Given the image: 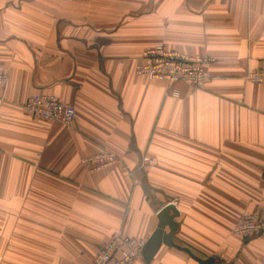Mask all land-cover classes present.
Masks as SVG:
<instances>
[{"label": "crops", "instance_id": "obj_1", "mask_svg": "<svg viewBox=\"0 0 264 264\" xmlns=\"http://www.w3.org/2000/svg\"><path fill=\"white\" fill-rule=\"evenodd\" d=\"M160 44L212 58L207 87L136 76ZM0 69V264H88L115 233L147 240L168 203L174 243L264 264V237L233 235L264 216V83L244 78L264 70V0H0ZM41 94L73 123L24 113ZM104 149L121 162L95 171ZM149 264L198 263L161 245Z\"/></svg>", "mask_w": 264, "mask_h": 264}, {"label": "built area", "instance_id": "obj_2", "mask_svg": "<svg viewBox=\"0 0 264 264\" xmlns=\"http://www.w3.org/2000/svg\"><path fill=\"white\" fill-rule=\"evenodd\" d=\"M213 61L209 57L178 53L160 44L146 48L141 53L134 73L151 82L165 83L170 89L168 94L176 98L179 96V91L171 87L177 83H183L197 91L204 90L213 79L207 69ZM244 78L252 83H264V70L249 71ZM7 83L8 75L0 69V87H5ZM22 108L24 113L35 119L58 122L65 126L71 125L76 116L73 106L50 95L32 96L26 100ZM89 162L93 170L100 171L118 165L121 161L116 154L104 149L90 157ZM142 162L148 165L152 163V159L144 157ZM121 170L124 174H128L126 167L122 166ZM261 177L264 181V167ZM233 235L242 240L264 237V216L260 214L244 215L234 227ZM145 244L146 240L144 239L125 237L120 233H115L100 245L96 255L88 264H137L143 261L142 252Z\"/></svg>", "mask_w": 264, "mask_h": 264}, {"label": "water", "instance_id": "obj_3", "mask_svg": "<svg viewBox=\"0 0 264 264\" xmlns=\"http://www.w3.org/2000/svg\"><path fill=\"white\" fill-rule=\"evenodd\" d=\"M178 211L174 204L168 203L158 212V225L155 231L146 240L145 247L142 252L145 264H149L156 255L161 245L172 247L188 255L198 264H216L214 258L201 259L193 254L188 248L182 247L173 241V236L177 228V223L174 221L178 217ZM167 229V233L165 232Z\"/></svg>", "mask_w": 264, "mask_h": 264}]
</instances>
